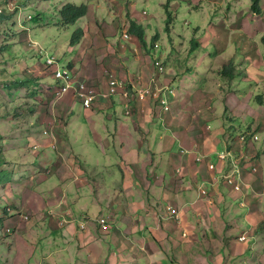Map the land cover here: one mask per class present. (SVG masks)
<instances>
[{
  "label": "crops",
  "instance_id": "1",
  "mask_svg": "<svg viewBox=\"0 0 264 264\" xmlns=\"http://www.w3.org/2000/svg\"><path fill=\"white\" fill-rule=\"evenodd\" d=\"M243 3L237 0L232 5L233 16L217 23L222 24L221 29L208 28V46L211 40L212 43L222 41L220 47L215 48L216 56H221L218 63L222 65L208 70L201 80L197 72L195 76L192 75L190 52L184 58L187 51L175 48L170 40L169 48L159 56H156V51L162 45L156 41L159 47L151 48L152 40L150 44L147 38L148 50L142 48L138 41L127 42L121 49L119 44L124 40L120 34H115V53L112 51L108 55L101 50L95 52L93 45L97 36L92 33L93 43L88 40V35L87 41L83 39L79 44L78 50L83 54L81 57L78 52L80 58L74 59L76 64L72 70L77 80L105 92L106 73H120L117 76L125 81L132 95L130 114L126 115L124 110V115L129 118L125 123H118L117 109H124L119 96L112 100L100 98L89 108L94 113L92 108L97 106L102 112H107L109 122L114 121L113 134L110 133L112 140H106L105 150L99 151L111 154L118 148L120 152L134 151L133 155H136L125 162L121 160L123 155L116 154L121 160L115 163L121 173L114 179L118 188L111 187L112 195L106 196L108 204L117 200L120 206L122 202L126 203L127 207L120 215L126 219L128 230L119 229L120 238L114 236L113 240L110 236L107 242L99 241L93 235L85 236V229L78 230L73 223L63 225V229L58 231L59 216L64 211L62 206L70 212V206L78 201L82 189H92L91 183H97L83 173L80 166L76 168L77 174L74 171L67 172L65 177L62 174L58 184L50 179L58 172L53 171L58 161L51 165L49 175L43 176L41 165L33 160L15 159L16 153H13L12 168L7 169L9 177L0 186V196L7 195L6 199L15 207L22 198V214L31 217L33 222L52 225L48 226L52 230L47 227V236L41 239L47 242L50 250L54 248L60 251L62 260H69L70 248L77 241L78 251L86 255L85 264H103L100 256L106 250V243L112 241L117 249L110 253L109 264H263L264 261L255 257V248L261 244L264 254V231L260 229L264 223V49L261 44L264 0L260 2L262 12L258 15H245ZM184 4L190 7L192 0ZM89 7L90 13L93 12ZM107 10L112 15V11ZM84 19L87 23L88 18ZM164 19L165 13L162 22ZM225 25L226 30L223 28ZM232 56L235 59L232 65L234 71L223 74L224 66L232 64L229 62ZM180 58H184L183 61ZM156 59L162 61L167 72L169 70L168 75L166 73L159 78V83L172 88L180 86L174 88L173 95L168 96L169 112L160 111L158 106H151L148 101L141 103L135 95L138 88L148 87L150 76L155 73L152 63ZM235 64L239 69L235 68ZM104 67L106 70L103 73ZM218 79L224 82L223 86ZM207 82L211 84L210 88H204ZM73 93L71 90L58 102L60 112L74 115L72 103L77 100ZM106 129L109 131L108 127ZM242 134L249 137L256 134L259 140L254 142L249 138L245 144V153L250 158H242L238 162L244 183L238 193L222 179L231 171L232 165L229 161H220L218 157L227 152L236 154L240 147L238 136ZM97 141H100L98 145H102L101 140ZM89 143L96 147L93 141ZM198 157L200 160H197ZM119 164L129 169V174ZM209 165H213L214 169H209ZM253 165L258 169L256 173L250 171ZM133 173L136 174L135 179ZM75 175L74 181L67 180ZM24 179L29 181L23 182ZM136 181L137 184H134ZM23 183L35 184L43 192L50 185L62 184L63 196L49 195L52 197L47 198L48 203H44L43 198L38 196L43 192L31 190L23 196L18 195ZM205 186L209 195L199 192ZM116 193L124 196L119 199ZM166 205L178 209V217H173ZM82 208L84 214L85 206ZM102 216L108 218L110 229L101 232L109 236L119 216L111 211ZM14 221L10 220L5 228L11 230L9 236L4 238L0 234V264H59L52 260L53 256H42L41 261L35 255L38 254L35 234L39 235V229L43 227L28 226L31 220L24 222L21 219L12 224ZM5 229H2L3 233ZM128 231L129 237H124L122 234Z\"/></svg>",
  "mask_w": 264,
  "mask_h": 264
},
{
  "label": "rangeland",
  "instance_id": "2",
  "mask_svg": "<svg viewBox=\"0 0 264 264\" xmlns=\"http://www.w3.org/2000/svg\"><path fill=\"white\" fill-rule=\"evenodd\" d=\"M174 1L180 2V7L177 8L175 25L170 36L164 31V22H162L164 10L161 4L163 3V5H165L167 0H48L46 2L40 0H11L14 4V10L12 12L9 11V13L14 14L9 21L0 22V132L3 133L0 134V147L3 155L8 159V164L0 167V170L3 168H12L11 159L14 157L13 153H16L15 159L17 157L22 161L33 160L37 165H41L43 176L49 175L50 168H52L51 165L54 164V161L58 160L59 162L53 170L58 172L51 176L50 179L60 184L59 178L62 174L63 177H65V174L69 171H74L77 174L76 168L80 166L81 171L90 176V178L97 183H91V185H93L92 189L88 187L82 189L81 195H78V201L70 206V212H68L69 210L67 208L62 206L64 211L59 217L60 220H63V217H67L68 222L63 225L73 223L75 226H81V224H84L85 236L93 235L97 240L99 239V241L107 242L106 239H109L110 236H112L113 240L114 236L120 238L121 234L118 233V230L127 229L125 222L126 219L123 215H120L121 211L127 207L126 203L122 202V206H120L119 200H117L112 204H108L106 196L112 195V193H110L111 187L118 188L114 179L118 177L117 175H121V173L115 163H120L121 160L126 162L129 159L134 158L136 155H133L135 153L134 151H127V153H125L120 152L118 148L116 152L111 154L102 152L105 150L104 144L106 140H112V135H110V133L113 134L114 121L112 123L109 122L106 116L107 112H102L103 110L101 111L97 106L92 108L94 113H91V111L84 108L78 100L74 101L71 109L74 115L70 116L68 119L67 126H65V120L69 117L68 113L66 112L65 114L61 112L60 117V114L57 112L58 102L54 99L50 89L52 84H56L53 79L54 71L58 66L61 70L65 68L67 62L71 61L73 58L78 59L80 56L82 57L83 52L80 51L79 56L78 51L75 52V50L69 49V41L73 33L81 26L86 28V19L69 26L59 24L57 11L65 3L90 5L89 8L96 13V21L100 25V27H97L95 23L91 25L92 35L97 36L94 40L95 43L93 48L95 52L102 50L104 55H108L112 51L115 53L113 49L114 36H108L115 34V36H117L119 33L121 35L123 30L125 31L129 28V17L126 15V10L128 7H134L139 13V23L145 30L148 43L151 44L152 37L155 33L160 35L158 42L162 45V48L156 51V56H159L163 50L169 48L170 40L175 48H182L187 51L184 57L186 58L188 51L190 52V40L194 38V41L198 45V50L195 49L194 52H190L191 57L189 62L192 68V75L195 76L197 72L201 80L205 77L208 70H214V67L222 65V63H218V60H221V56H216L217 53L215 51V48L220 47L222 41L218 40L217 42L212 43L211 40V44L208 46L207 42L210 35L208 28L212 27L214 29H221L222 24L217 23L233 16L231 7L237 0H192L190 7L187 4H184L182 0H173V2ZM238 1L244 2L242 11H244L245 15L250 16L252 13L251 10H249L250 0ZM3 5L4 1L0 0V9L3 8ZM107 8L112 11V15L108 13ZM240 10L241 8L237 9L236 12ZM143 12H145V14ZM7 13L8 12H5L3 14L8 15ZM28 16L29 18H27ZM114 21L117 28H120L121 31L118 32L117 30V32H115L113 26ZM223 28L226 30V25L223 26ZM216 32L218 33V31ZM87 36L88 35L85 37ZM179 36H181V38H179ZM121 38L122 41L124 40V43L119 44L121 49L125 47V43L137 41L133 36L127 39H124L123 36H121ZM49 57H55L58 60V65L53 64V66L48 67L49 75L43 80L41 79V81L36 82L37 86L33 88L38 91V93L35 95H29L26 88H3V84H11L16 78L23 77L26 74H34L31 72L32 70L38 75V73L42 71L38 67L44 65ZM106 58H113V56H107ZM184 58H180L179 60L183 61ZM156 60L153 61V66ZM229 62H232V64L229 65L232 67L235 62L233 56L229 59ZM235 66V68L239 69L237 64H235ZM105 70L106 67H104L103 73ZM262 70H264V68H262ZM166 73L168 75L169 70L167 72L164 67L163 74L165 75ZM119 74L120 73H117L118 76ZM218 80L220 81V85L223 86L222 83L224 82L220 79ZM173 87L176 89L180 86L176 85ZM206 87L210 88L211 84L207 82L204 88ZM145 88H147V86ZM181 88H183V86ZM215 88H219V86H215ZM124 89L127 90L126 85ZM124 89L118 90L119 93L117 95L121 99V92L124 91ZM70 92L71 90L67 93ZM146 101H148L151 106L159 107L158 100L154 101V103H151V100ZM15 105L22 107V112L18 114V116L12 117V119L3 117L5 112L12 111L8 110V108L14 107ZM44 105L47 107L48 112L46 114H41V108ZM145 108L146 107L144 106V109ZM124 110L125 109L122 107L117 109L119 124L129 121V118L124 115ZM160 111L163 110L160 108ZM90 113L91 115H89ZM59 117L64 120L59 121ZM55 119L54 140H42L38 135H42L43 130L48 128L47 123L49 121H52L54 125ZM57 124H60V127H57ZM107 127L109 128V131L106 129ZM63 128L66 130H62ZM59 130L62 132H59L57 136L56 132ZM44 136H47V134ZM32 138H34L36 142L30 141L27 144L24 141ZM98 139L101 140L102 145L97 144V142H100L97 141ZM90 140L96 144V147H93L89 143ZM48 144H51L49 148L46 147ZM34 146H37L38 150H35ZM176 150L177 147L175 148V151ZM117 153L123 155L121 160H119L120 158H118V156L116 157ZM224 154L228 155V153ZM231 157L232 156H226L225 159L226 161H229L230 164H232ZM240 157V159L243 158L248 160L250 155L245 153ZM104 163L107 165H104ZM120 167L121 169L128 170L127 173L129 174V169H126L122 164ZM132 177L135 179L136 174L133 173ZM74 178H76V175L67 180L74 181ZM28 181L29 179L23 180V182ZM240 182L242 187L244 184L242 178ZM133 183L137 184V181ZM96 185H99V187ZM72 187L75 189L73 185ZM207 188V186L203 188L204 190L200 188L199 192L204 191L209 195L210 192ZM63 189L64 186L62 184L57 186L50 185L45 189L46 191L44 190L43 192L39 190L35 184L28 183L26 185L23 183L18 195L23 196L25 193L31 192V190H36V192H43L41 197L45 201L44 203H48L47 198L52 197L49 195H59V197H62L63 195L61 194ZM235 192L239 193L241 192V189ZM115 195H118L117 197L119 199L124 196L122 193H116ZM186 196L187 195H183L182 197ZM56 197L57 196H55L54 199H56ZM84 206L85 213L83 214L81 210L84 209L82 208ZM168 206L169 205H166L165 207ZM110 211L119 217L116 219L117 225L113 227L110 235L104 236L97 225L100 227L99 220L101 218H106V216L102 215H105ZM23 215L24 214H22V216ZM0 217H3L1 211ZM46 218H49V216ZM8 224L9 220H4V225L7 226ZM28 226L43 227V229H39V235L35 234L38 241L36 242L38 254L35 255L41 261H43L42 256H53L52 260L58 261L59 264H85L87 260L86 255L84 252L78 251L77 241H75L70 248L68 256L69 260H62L60 251H56L57 249L54 248L50 250L47 247L46 241H39L41 237L47 236L46 228L48 227V224L41 223V221L33 222L31 219ZM50 232L51 231H48V233ZM122 235L124 237H129V231ZM32 244H34L33 241ZM105 248L106 250L101 254L100 258L103 264H109V258H111L110 253L117 248L112 241H108ZM43 249L46 251L44 250V252L40 254V251ZM257 256L260 260L264 261L261 244L255 248V257ZM199 260L203 261L200 258ZM231 261H233V259H231ZM262 263L264 264V262Z\"/></svg>",
  "mask_w": 264,
  "mask_h": 264
},
{
  "label": "trees",
  "instance_id": "3",
  "mask_svg": "<svg viewBox=\"0 0 264 264\" xmlns=\"http://www.w3.org/2000/svg\"><path fill=\"white\" fill-rule=\"evenodd\" d=\"M3 1H4V5H5L8 2H10L11 0H3ZM40 1L46 2L48 0H40ZM172 1L173 0H167V3L165 5H163V10H164V13H165L164 31L166 33H168V34H170L172 32V30H173V27L175 25V20H176L177 8L180 7V2H177L176 4H171ZM183 2L184 3H189V2H191V0H183ZM260 2H261V0H251L250 10H251V12L253 14H257V15L261 14L262 9L260 7ZM125 9H126V7H125ZM5 12H8V11L3 7L1 9V12H0V22L9 21L10 18L12 17V15L14 14V13H9L8 12L7 13L8 15H4L3 13H5ZM126 12H127L126 15H128V17H129V28L127 29V32L129 33L130 37L133 36L139 42V44L141 45L142 48H144L145 50H148L147 41H146V33H145V30L142 27V25L139 23V16H138L139 13L136 11V9L134 7H128ZM143 13H145V12H143ZM57 14H58V19H59V24H61L63 26L74 25L77 22L83 20L85 17H88V22L86 23V28L80 27L77 31H75L73 33V35L70 38L69 49L70 50H75V52L76 51L80 52V50H78V46L82 42L83 39H85L87 41V39L85 37L86 35H90V38L88 40L92 41V37H91L92 28H91V25H93V23H95L97 25V27L98 26L100 27V25L96 21V16H95L96 13H93L92 11L90 13V11L88 9V6L86 4L75 5L73 3H65L64 5H62L59 8V10L57 11ZM113 26L115 28V32H117V30H118V32L121 31L120 28H117V25H116L115 21L113 22ZM123 31L121 33V36L123 34ZM158 35H159L158 33H155V35L152 37L153 45L150 46L151 48H154L155 42L159 40V36ZM113 36L114 35H111V37H113ZM108 37H110V35ZM108 37H105V38H108ZM261 44H262V47L264 49V35L261 38ZM195 49L196 50L198 49V45L194 41V38H193L192 40H190V48H189V50H190V52H194ZM49 58H51V57H49ZM49 58H47V59H49ZM74 59L75 58H73L71 61H68L67 64H66V67H65L71 74H73L72 70H73V68L75 67V64H76V61H74ZM56 61L58 62V60H56ZM48 67H50V65H48L47 62H45L44 65H41V66L38 67L39 69L42 70V71H40V73H38V75H36L34 70H32L31 72L34 73V74H26L23 77L16 78L13 81V83H11V84H3V88H6V89H10L11 87L26 88L28 90V94L29 95H35L36 93H38V91H36L33 87L37 86L36 82L41 81V79L43 80L44 78H46L49 75L48 74V72H49ZM226 71H234V70H233L232 67L225 65L223 70H222V73L224 74ZM108 73H110V72H107L106 74L108 75ZM53 76H54V74H53ZM161 76H162V74L159 75L158 77L156 76L158 78V81H157L158 84L160 86H169V85H162V83H159V81L161 79ZM123 82H124V85H126L125 81H123ZM58 84L59 83L56 82V84H52V85L56 86ZM126 87H127V90H129L127 85H126ZM52 95H53V93H52ZM135 95H136V93H135ZM102 98L103 97H101V99ZM112 98L113 97H110V99H107V100H112ZM103 99H106V98H103ZM98 101H96V102H98ZM93 104L91 105V107L93 106ZM91 107H89V108H91ZM89 108H86V109H89ZM8 110H12V111L5 112V114H3V117H5L7 119L8 118L12 119V117L18 116V114H20L23 109H22V107H20L18 105H15L14 107L8 108ZM47 112H48L47 107L45 105L42 106L41 114H46ZM57 112L60 114V117H61V112L58 109H57ZM62 113H64V112H62ZM70 116H72V115H69V117L65 120V126H67V122H68V119L70 118ZM60 117H59V121L64 120L63 118H60ZM51 122L52 121H49L47 123L48 128L43 130L44 135L47 134V136H44L43 133H42V135H38V136L41 137L42 140L44 139V141H46V140L47 141L54 140V137H55L54 126H55V123H56V119L54 120V125H53V122L50 125ZM57 125H58L57 127H60V124H57ZM62 130L65 131L66 129L63 128ZM59 132H62V131L59 130L58 132H56L57 136H58ZM0 134H3V133L0 132ZM0 138H1V135H0ZM249 138H250V141H251V137H249L248 134L239 135L238 136V141H239V145H240L239 151L236 154H231V155L234 156L235 158H237V157L241 158L240 156L245 154V144L249 141ZM24 141L27 144L30 141L31 142H36V140H34V138L29 139L27 141L24 140ZM39 145H41V144H39ZM50 145L51 144H48L46 147L49 148ZM34 148H35V150L36 149L38 150L37 146H34ZM218 159H219V157H218ZM219 160L220 161H224V160H221V159H219ZM239 160H241V159H239ZM7 164H8V159L3 155V152H2L1 147H0V167H2L4 165H7ZM8 177H9V173L7 172V169H5V168L1 169L0 170V186L3 185L6 182ZM38 196L40 197L41 195H38ZM6 198H7V195L0 196V211L3 213V217H0V234L2 236H4V238L9 236V234L11 233V230L9 228H7V229L10 230L9 233L7 232V229H5L6 226L4 225V220H9L10 221V220H14L15 219V221L12 223V224H15L16 222H20L21 219L24 216V215L22 216V210L20 209L21 208L20 207L21 201L23 202L22 198H21V201H19L17 203L16 207L14 206V203H12L11 201L9 202ZM49 206H50V204H49ZM44 219L45 218L43 217L42 220H44ZM23 220L25 222H29L31 220V217H28V220H25L23 218ZM62 221L63 220H60L59 223H57L58 231H61L63 229L62 227H64L63 224H62ZM48 226H52V225L48 223ZM76 227H77L78 230L80 229V226H76ZM3 228L5 229L4 233L2 232ZM48 229L52 230V228H49V227H48ZM260 229L262 231H264V223H262L260 225ZM99 230L102 231V232H107V231L101 230V227H99ZM40 240L44 241L43 239H40ZM39 245H40V243H39ZM41 252H42V250L40 251V253ZM43 264H50V263L44 262Z\"/></svg>",
  "mask_w": 264,
  "mask_h": 264
},
{
  "label": "built area",
  "instance_id": "4",
  "mask_svg": "<svg viewBox=\"0 0 264 264\" xmlns=\"http://www.w3.org/2000/svg\"><path fill=\"white\" fill-rule=\"evenodd\" d=\"M8 12H12L14 10V4L10 1L7 4L3 6ZM1 12V9H0ZM29 18V16L27 17ZM123 38H131L127 30L123 33ZM159 47V44L155 43L154 48L157 49ZM57 59L55 57H51L47 59V64L52 66L53 64L58 65ZM155 67V73L153 76H150L148 87H140L136 90V98L138 101L143 103L146 100H152V103L154 101L158 100L159 107L163 110V112L169 111V105H168V96L174 94V89L170 86H160L158 84V76L164 73V66L160 60H156L154 62ZM157 76V77H156ZM53 79L55 82H58L59 84L54 86L51 85L50 89L52 90V93L54 95V99L59 102L62 97L69 92L70 90L74 91L73 97L74 99L78 100L84 108H89L93 103L98 101L101 97L110 99V97L118 96L119 89H124L125 85L118 80V77L114 73H108L106 84L108 89L105 92H100L98 89L92 87L91 85L87 84L84 81L77 80L66 68H63L62 70L59 69V66L54 71ZM125 91V89H124ZM122 99L124 100V109L125 114H130V102L132 95L128 92H123L121 94ZM159 108V109H160ZM259 137L258 135L253 136V141H258ZM226 156H232L228 153L221 154L219 156V159L225 160ZM240 158H235L234 156L231 157L232 160V168L231 171L225 174L222 179L224 182L231 186L235 191H239L241 189V170L238 165ZM197 160H200L198 157ZM235 161V162H234ZM209 169L213 170L214 166L209 165ZM250 171L252 173L257 172V168L253 165L250 168ZM171 213H174L173 208H169ZM176 214L175 216H177ZM23 218L25 220L28 219V216L24 215ZM68 222L67 217H63L62 224H65ZM99 224L101 227V230L108 231L110 228V225L108 223V218H101L99 220ZM80 228L84 229V224H81ZM7 232L9 233L10 230L7 229ZM241 241L243 238L240 239Z\"/></svg>",
  "mask_w": 264,
  "mask_h": 264
},
{
  "label": "bare ground",
  "instance_id": "5",
  "mask_svg": "<svg viewBox=\"0 0 264 264\" xmlns=\"http://www.w3.org/2000/svg\"><path fill=\"white\" fill-rule=\"evenodd\" d=\"M118 80H119L120 82L124 83V82H123L122 80H120L119 78H118ZM123 92H128V93H129V91L125 90V91H122L121 94H122ZM227 153H229V152H227ZM241 178H242V175H241ZM201 193L204 194L205 192L202 191ZM168 207H169V206H168ZM168 207H167V210L170 212V209H168ZM170 207H171V206H170ZM170 207H169V208H170ZM173 209H174V213H171V212H170V214H171L173 217L176 218L175 215H176V214L179 215V210H178V209H175V208H173ZM178 215H177V216H178Z\"/></svg>",
  "mask_w": 264,
  "mask_h": 264
},
{
  "label": "clouds",
  "instance_id": "6",
  "mask_svg": "<svg viewBox=\"0 0 264 264\" xmlns=\"http://www.w3.org/2000/svg\"><path fill=\"white\" fill-rule=\"evenodd\" d=\"M255 135H256V134H255ZM253 136H254V135L251 136V141H253ZM258 137H259V136H258ZM258 140H259V139H258ZM254 142H257V141H254ZM254 166H255V165H254ZM255 167H256V166H255ZM256 168H257V167H256ZM257 170H258V169H257Z\"/></svg>",
  "mask_w": 264,
  "mask_h": 264
}]
</instances>
